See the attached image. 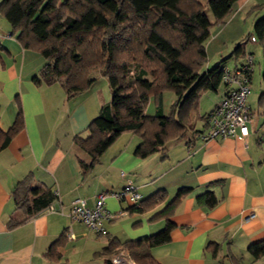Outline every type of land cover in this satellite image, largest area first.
I'll return each mask as SVG.
<instances>
[{
  "label": "crops",
  "instance_id": "obj_1",
  "mask_svg": "<svg viewBox=\"0 0 264 264\" xmlns=\"http://www.w3.org/2000/svg\"><path fill=\"white\" fill-rule=\"evenodd\" d=\"M232 11L234 17L241 12L252 14L255 21L264 14V0H239ZM5 22L0 15V40L4 48L0 100L3 95L6 104L4 110L0 104V129L6 131L12 125L17 104L23 127L0 151V264H104L105 258L96 253L110 239L120 243L140 240L161 231L167 220L173 225L170 241L149 250L158 264H264V254L256 259L248 251L251 245L264 241L261 79L256 98L247 97L251 121L245 141L236 137L205 140L201 134L206 126L201 121L200 127L195 124L196 133H187L168 142L163 150L140 159L134 155L138 137L125 132L83 175L80 162L89 165L91 159L73 139L87 136L89 123L110 100L105 103L94 97V84L70 100L59 84L36 85L32 78L42 68V61L35 57L33 66L25 63L28 50L13 41L10 26ZM231 53L222 57L218 52V62ZM230 61L224 66L236 68L243 63V56L232 57ZM258 73L260 78L262 72ZM221 86L222 90L217 92L219 99L201 116L210 113L221 101L225 92V86ZM27 175L32 176L33 186L39 192L50 189L55 194L52 210L46 208L9 229V220L22 216L15 208L12 191ZM127 180L141 201L157 191H164L166 200L142 213H126L131 207L128 201L107 198V211L124 214L104 222L103 235L88 232L83 224L69 217L74 200L82 199L91 208L99 193L121 190ZM181 188H189L191 192L176 204L167 220L154 218ZM206 191H211L217 200L212 208L196 204L195 197ZM61 237L60 257L45 258L48 248Z\"/></svg>",
  "mask_w": 264,
  "mask_h": 264
},
{
  "label": "trees",
  "instance_id": "obj_2",
  "mask_svg": "<svg viewBox=\"0 0 264 264\" xmlns=\"http://www.w3.org/2000/svg\"><path fill=\"white\" fill-rule=\"evenodd\" d=\"M239 0H2L0 15L10 26L11 36L24 50L40 54L44 64L32 78L36 85L59 84L67 99L87 91L100 75L106 81L110 101L99 108L87 127V136H76L74 144L87 154L89 165L80 162L85 175L105 150L123 133L139 139L134 155L145 159L163 150L168 142L196 133L195 124L207 116L199 115V100L205 92L217 93L222 83L225 62L245 56L241 45L231 55L206 69L205 43L210 28L224 23ZM208 13L211 15L209 18ZM250 37L262 52L261 81L264 97V14L253 23ZM249 37V38H250ZM249 40V39H248ZM0 45V66L3 65ZM252 54V53H251ZM134 67L128 79L129 69ZM175 96L167 115L162 110V94ZM150 97L155 112L145 113ZM20 105L12 125L0 129V151L22 129ZM179 189L173 199L154 218L166 219L176 204L190 193ZM15 208L22 216L11 218L9 229L21 225L44 211L55 199L50 189L39 192L27 175L12 191ZM166 200L164 191H157L140 200L126 213H142ZM196 204L212 208L217 200L211 191L195 197ZM173 225L146 238L120 243L110 239L98 256L104 264H114L113 258L125 253L136 264H158L149 250L170 241ZM57 239L44 254L47 259L60 257ZM121 250V251H119ZM253 258L264 254V241L248 248ZM126 256V257H127ZM127 257V258H128Z\"/></svg>",
  "mask_w": 264,
  "mask_h": 264
},
{
  "label": "built area",
  "instance_id": "obj_3",
  "mask_svg": "<svg viewBox=\"0 0 264 264\" xmlns=\"http://www.w3.org/2000/svg\"><path fill=\"white\" fill-rule=\"evenodd\" d=\"M249 42L255 43V39L250 37ZM253 72L254 58L251 53L245 54L240 66L233 69L223 68L222 83L225 86V92L214 111L207 116L206 131L201 134L203 139L236 137L245 141L248 135L247 125L251 121V112L246 102L251 90ZM107 198L116 201L126 200L131 204V207L136 206L140 201V195L135 191L131 181L127 180L121 190L99 193L91 208L87 207L82 199L74 200L71 204L69 217L83 224L88 232L103 235L105 232L104 222L115 220L124 214L123 212L112 214L107 211L105 209ZM52 203L47 207L49 211L52 210ZM71 237L72 235L69 234V238ZM113 263L135 264L123 252L113 258Z\"/></svg>",
  "mask_w": 264,
  "mask_h": 264
},
{
  "label": "rangeland",
  "instance_id": "obj_4",
  "mask_svg": "<svg viewBox=\"0 0 264 264\" xmlns=\"http://www.w3.org/2000/svg\"><path fill=\"white\" fill-rule=\"evenodd\" d=\"M233 12V11H232ZM209 18H211V15L208 13ZM261 16V15H260ZM253 22H254V16L251 14H245L244 12L239 13L237 16L234 17L231 14L225 19L224 23L215 25L210 28V36L208 40L205 43V50H206V66L213 67L216 62H218V57H216V54L218 52H221L223 55L222 57H225L226 55H229L230 52L233 51L235 46L241 45V47L246 51V53L252 52L253 58H254V72L252 74V81H251V90H250V97L256 98L257 91L259 90V81L261 77L259 78V73L262 72L263 69V61H262V52L261 48L258 44H254L249 42V37L252 34L253 31ZM6 23V22H5ZM9 33H11V30H9ZM15 41V37L12 36ZM3 40H0V43L3 47ZM252 44V45H251ZM28 55L25 59V63L27 65L33 66L35 64L34 60L40 59L42 61L43 65V58L38 54L37 52H34L33 50H28ZM34 56V58H33ZM31 57V58H30ZM230 59L227 61L231 62ZM37 62V61H36ZM259 63V64H258ZM38 66L39 62L36 63ZM129 69L128 79L132 77V73H134V67H127V70ZM95 77L96 81L94 82L93 89H92V95L94 97H98L101 100H104L105 103H107L110 100L109 96V90L107 87V81L100 75H93ZM222 90V86L219 88V92ZM260 91V90H259ZM85 93V92H83ZM260 93V92H259ZM258 93V95H259ZM219 93L215 92H205L199 100V115H203L204 112H209L211 108H213L214 103L216 102ZM248 95V96H249ZM175 96L172 92L166 91L162 94V110L163 114L167 115L170 111V106L172 102L174 101ZM249 100V99H248ZM1 108L4 110L6 107L5 104V98L3 95H1L0 100ZM155 112V103L154 98L150 97L146 107H145V113L147 115H153ZM201 121L197 122V125L201 126ZM88 231V230H87ZM118 256V255H117Z\"/></svg>",
  "mask_w": 264,
  "mask_h": 264
}]
</instances>
